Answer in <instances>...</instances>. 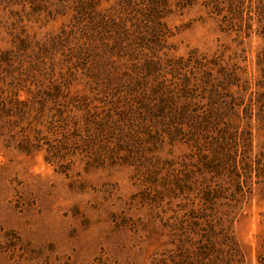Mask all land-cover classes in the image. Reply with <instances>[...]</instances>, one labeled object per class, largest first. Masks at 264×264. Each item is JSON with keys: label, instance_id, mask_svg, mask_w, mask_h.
Wrapping results in <instances>:
<instances>
[{"label": "rangeland", "instance_id": "1", "mask_svg": "<svg viewBox=\"0 0 264 264\" xmlns=\"http://www.w3.org/2000/svg\"><path fill=\"white\" fill-rule=\"evenodd\" d=\"M202 3L173 6L165 52L238 69L236 124L254 168L239 179L208 173L166 136L115 158L105 120L123 110L77 63L71 14L0 0V264H264V18L230 28ZM56 132L80 139L66 172L46 157ZM26 135L41 147L27 148Z\"/></svg>", "mask_w": 264, "mask_h": 264}, {"label": "trees", "instance_id": "2", "mask_svg": "<svg viewBox=\"0 0 264 264\" xmlns=\"http://www.w3.org/2000/svg\"><path fill=\"white\" fill-rule=\"evenodd\" d=\"M196 1L25 0L34 10L71 14L75 21L82 40L75 49L77 63L88 70L91 83L104 80L123 110L120 119L107 116L105 120L108 130L117 133L110 149L115 158L123 146L133 145L139 151L147 135L156 142H163L166 136L188 145L208 173L225 172L239 179L243 175L240 169L251 172L254 168L236 124L241 121L238 107L242 105L241 96L234 93V87H239L238 69L197 52L186 58L169 57L165 52L170 49L165 20L173 6L183 9ZM202 4L222 15L230 28L240 26L245 15L250 19L251 13L264 18V0H203ZM25 108L30 114L33 106ZM54 135L46 142V157L66 172L69 156L74 154L68 145L80 146V139L63 132ZM22 141L27 148L38 150L42 138L26 135ZM219 191L220 186L206 192L217 197Z\"/></svg>", "mask_w": 264, "mask_h": 264}]
</instances>
